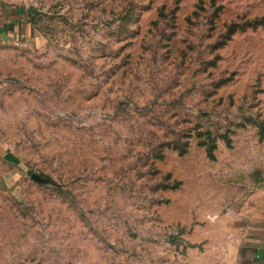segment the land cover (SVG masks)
Returning a JSON list of instances; mask_svg holds the SVG:
<instances>
[{
    "label": "rangeland",
    "instance_id": "obj_1",
    "mask_svg": "<svg viewBox=\"0 0 264 264\" xmlns=\"http://www.w3.org/2000/svg\"><path fill=\"white\" fill-rule=\"evenodd\" d=\"M29 11L0 44V264H184L264 183V0Z\"/></svg>",
    "mask_w": 264,
    "mask_h": 264
},
{
    "label": "crops",
    "instance_id": "obj_2",
    "mask_svg": "<svg viewBox=\"0 0 264 264\" xmlns=\"http://www.w3.org/2000/svg\"><path fill=\"white\" fill-rule=\"evenodd\" d=\"M29 9L30 0H0V44L34 32ZM204 220L187 238L192 245L184 264H264V183Z\"/></svg>",
    "mask_w": 264,
    "mask_h": 264
},
{
    "label": "trees",
    "instance_id": "obj_3",
    "mask_svg": "<svg viewBox=\"0 0 264 264\" xmlns=\"http://www.w3.org/2000/svg\"><path fill=\"white\" fill-rule=\"evenodd\" d=\"M30 15H31V11H29V17H30ZM31 18V17H30ZM261 23H264V17H263V19L261 20Z\"/></svg>",
    "mask_w": 264,
    "mask_h": 264
}]
</instances>
